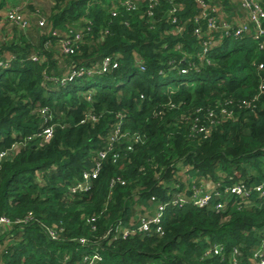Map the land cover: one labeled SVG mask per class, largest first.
<instances>
[{
    "label": "trees",
    "instance_id": "obj_1",
    "mask_svg": "<svg viewBox=\"0 0 264 264\" xmlns=\"http://www.w3.org/2000/svg\"><path fill=\"white\" fill-rule=\"evenodd\" d=\"M42 1L23 30L0 0V152L8 150L0 158V218L8 220L0 264H83L91 253L95 264H255L264 196L254 191L227 197L221 210L166 205L161 232L122 237L114 229L136 225L137 208L143 214L183 190V166L219 189L264 186V19L260 35L213 31L217 43L200 59L193 0H155L152 8L131 0L133 9L124 0H49L48 11ZM216 1L234 20L238 4L232 12L220 8L229 0ZM75 30L78 45L62 53L52 31ZM119 122L140 140L131 149L125 137L114 143L90 189L72 192ZM47 127L52 136L43 141L36 135ZM214 244L219 252L205 256Z\"/></svg>",
    "mask_w": 264,
    "mask_h": 264
},
{
    "label": "built area",
    "instance_id": "obj_2",
    "mask_svg": "<svg viewBox=\"0 0 264 264\" xmlns=\"http://www.w3.org/2000/svg\"><path fill=\"white\" fill-rule=\"evenodd\" d=\"M30 0H25V2ZM210 0H193L199 8L198 14L194 18V27L193 34L201 40V54L199 55L200 59L203 58L204 54L217 43V39L212 35L213 31L232 34L235 37H240L244 33H250L254 29L255 33L262 34L263 27L262 22L264 19V10L261 8V5L258 0H237L238 2V11L241 21L236 23L233 20L225 19L224 15L219 11V7H213L209 4ZM122 5H125L127 9H133L135 6L131 0H124L121 2ZM156 4L155 0H149V7L152 8ZM175 11V10H174ZM173 12V9L171 10ZM148 13H151V10H148ZM221 13V14H220ZM112 14H115V11H112ZM4 16L11 20L13 23L17 24L23 30L27 29L29 26V21L21 13L18 6L14 5L9 7L5 12ZM172 22H176V17L172 16ZM38 25H44V18L38 20ZM252 27V28H251ZM73 36L69 34H58L56 31H52V35L58 38V47L62 53H71L74 51L75 46L78 45L80 41L79 30H75ZM34 60L38 57L34 56ZM111 63L109 57H105L100 66L99 71H106ZM2 65V62L0 63ZM116 63H112V67H115ZM143 69L142 66H140ZM92 69L86 71L80 70L73 72L72 75H84L86 73H91ZM96 71V70H95ZM86 72V73H85ZM181 73L186 72L185 69H181ZM44 112V110H42ZM52 128L47 127L41 133H38L36 136H41L43 141H48L52 136ZM128 132L122 130L121 123H117L113 133L111 135V143L105 150H101L97 153L98 161L95 165L82 173L81 179L70 187L72 192L88 190L91 187L92 179L96 178L101 166L102 160L106 157L107 153L110 151L111 146L118 142L122 138H127V149H131L132 143L140 140L139 134H131L128 137ZM30 139L31 136H28ZM12 148H16V145H12ZM8 150H3L0 152V158L4 157L7 154ZM117 153H113V160L117 158ZM189 167L183 166L182 170L179 172V180L184 186L183 190L174 192L166 202H161L155 205L154 213L145 214L140 218H134V221H137L136 225H133V222H129V225L123 226L121 223L115 227L114 232L117 235L122 237L127 236L133 232H149L151 229H154L155 232H161V221L166 205L180 206L183 203H191L197 207H207L213 206L216 210L224 209L225 201L227 197L231 195L235 196H248L251 192L260 193L264 196V186L259 184L255 187H247L240 184H231L222 187V189L215 187L213 184L211 188L206 187L202 184L195 183L191 180L186 182L183 179L184 174H189ZM186 186V187H185ZM217 199L216 202L213 200ZM8 223V220L5 218H0V225ZM49 235L54 238L55 233L53 228L48 229ZM81 242L85 240L80 239ZM220 250L219 244H214L208 248L204 255L216 254ZM99 258L98 254L91 253L83 257V264H95L96 260ZM253 258L255 259V264H264V240L261 243V246L253 252Z\"/></svg>",
    "mask_w": 264,
    "mask_h": 264
},
{
    "label": "crops",
    "instance_id": "obj_3",
    "mask_svg": "<svg viewBox=\"0 0 264 264\" xmlns=\"http://www.w3.org/2000/svg\"><path fill=\"white\" fill-rule=\"evenodd\" d=\"M21 1L22 0H20V2L17 0V2L15 1V0H8L7 1V5L3 8V14H4V12L9 8V7H11V6H14V5H16V4H18L19 5V3H21ZM40 2H41V0H33V2H31L29 5H27L26 7H25V5H23L22 6V10H21V13L23 14V16L26 18V19H28V21H29V19L30 20H33V21H36V18H35V16H34V9L37 7V6H39L40 7ZM221 15H224V13H222ZM232 15L234 16V20L233 21H236L237 23L239 22V21H241L242 19H240V16H239V18H238V15H239V12H235V13H232ZM231 15V16H232ZM225 16V15H224ZM32 21V22H33ZM10 37V36H9ZM8 37V38H9ZM180 179V178H179ZM181 179H183L184 181H186V182H190L191 180H193V181H195V183H198V184H202V185H204V186H206V187H209V188H211L212 187V185H213V182L210 180V179H208V178H206V177H200V176H198V175H195V174H184L183 175V177L181 178ZM186 187V186H185ZM139 209H140V207H139ZM154 209H155V205H153V206H151L150 208H149V210L150 211H152V213H154ZM146 210V209H145ZM146 213H148L147 211L145 212V214ZM136 215L134 216L135 218L138 216L137 215V210H136V213H135Z\"/></svg>",
    "mask_w": 264,
    "mask_h": 264
},
{
    "label": "rangeland",
    "instance_id": "obj_4",
    "mask_svg": "<svg viewBox=\"0 0 264 264\" xmlns=\"http://www.w3.org/2000/svg\"><path fill=\"white\" fill-rule=\"evenodd\" d=\"M8 1V0H7ZM221 1V0H220ZM216 0H210L209 1V4L211 5V6H213V7H215V6H217L216 5ZM238 4V2H237V0H229V2H228V4H227V8L228 9H226V8H223V7H220L221 9H223V10H231L232 9V12H234V10H236L237 9V5ZM51 6V3L49 2V0H43L42 1V6H41V8H43L45 11H48V8ZM218 7V6H217ZM237 11H238V9H237ZM239 12V11H238ZM221 14V13H220ZM14 32H16V31H14ZM137 210V215L140 217V216H143V215H145V212L147 211L148 212V214H151L152 213V211H150L149 209H146V210H144L143 211V214L142 213H140V209L139 208H137L136 209ZM147 214V213H146ZM136 215V214H135ZM135 215H133V217L135 216ZM134 220V219H133Z\"/></svg>",
    "mask_w": 264,
    "mask_h": 264
}]
</instances>
